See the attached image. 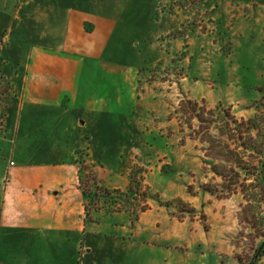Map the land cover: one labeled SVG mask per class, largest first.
<instances>
[{
	"label": "crops",
	"instance_id": "crops-1",
	"mask_svg": "<svg viewBox=\"0 0 264 264\" xmlns=\"http://www.w3.org/2000/svg\"><path fill=\"white\" fill-rule=\"evenodd\" d=\"M48 1L54 2L0 0V53L9 61L4 72L14 92L2 121L12 148L0 168V264H100L106 253L123 257L124 244L85 222L79 161L95 166L117 142L118 164L107 171L120 181L105 187H128L139 156L130 125L140 92L150 85L151 61L167 53L166 35L183 19L176 9L170 17L157 10L156 21L133 26L138 34H131L117 8L109 15L68 0ZM209 8V21L242 23L256 18L254 9L262 11L264 0H218ZM172 19L179 21L164 24ZM11 43L29 44L24 57L9 52Z\"/></svg>",
	"mask_w": 264,
	"mask_h": 264
},
{
	"label": "rangeland",
	"instance_id": "rangeland-1",
	"mask_svg": "<svg viewBox=\"0 0 264 264\" xmlns=\"http://www.w3.org/2000/svg\"><path fill=\"white\" fill-rule=\"evenodd\" d=\"M68 1L109 15H113L109 8H117L119 22L128 26L131 34L137 30L133 26L156 21L157 10L170 17L176 9L183 19L165 37L167 53L151 61V73L145 81L150 85L146 83L141 89L130 125V141L139 156L134 157L137 163L130 167L127 177L129 180L132 171H139L135 180L142 178V190L148 187L149 204L145 206L150 211L140 221L142 212L134 220L130 211H102L98 223H87L98 226L104 238L124 244L120 250L122 260L116 253H106L100 264H250L263 240L256 236L261 222L253 219L252 213L264 212V204L257 199L258 191L249 192L252 195L248 202L238 186L227 188L231 181L223 171L225 163L220 154L241 150L232 140L225 141L228 134H221L223 120L214 109L220 105L236 119L264 118V8L254 9L256 18L241 25L226 18L209 21V7L218 0ZM174 21L179 20H164V24L172 27ZM174 37L178 44H169ZM130 38L129 35L126 40ZM28 47L29 44L11 43L9 52L16 50L24 57ZM7 67L11 69L9 61L4 60V75ZM8 77L12 82L13 78ZM3 89L0 85V92ZM187 100L214 110L215 115L208 118L210 122L200 124L190 119V112L180 109L176 113L177 105L183 108L182 102ZM7 102L0 104L4 106H0V168L12 148L5 140L10 132L2 128ZM260 126L263 131L264 123ZM113 127L118 134L119 126L114 123ZM225 142L228 148L221 146ZM116 143L110 146L111 154L99 156L95 164L103 187L120 181L114 170L107 171L118 164ZM156 219L158 227L154 225ZM256 264H264V253Z\"/></svg>",
	"mask_w": 264,
	"mask_h": 264
},
{
	"label": "trees",
	"instance_id": "trees-1",
	"mask_svg": "<svg viewBox=\"0 0 264 264\" xmlns=\"http://www.w3.org/2000/svg\"><path fill=\"white\" fill-rule=\"evenodd\" d=\"M3 62L4 59L0 53V85L5 87L0 92L1 105L14 96L13 84L9 77L2 72L1 65ZM182 104H185V106L182 108V105L178 104L176 113L179 109L186 113L190 112V119L197 120L200 124L210 122L208 118L215 115L214 110L219 111L217 115L220 116L224 124L222 129L224 132L221 134H228V138L225 141L232 140L241 150L239 153L228 150L227 153L220 154L221 159L223 158L225 163L222 166L223 171L229 181H231L227 188L229 190H231V187L233 189L239 188L240 192L243 193L244 199L248 202H250L249 196L252 195L249 192L252 190L258 191L256 193L257 199L260 204H264V176L262 173L264 166V130L262 131L260 126L261 123H264V118L260 120L258 116H252L246 119H236L230 114L229 110L221 109L220 105L214 110L206 109L194 100H187L185 103L182 102ZM221 146L228 148V143H222ZM79 164L78 183L86 199L84 215L86 223H98L100 221L98 214L102 211L106 214L122 210L130 211L134 220H136L138 213L147 209L145 205L148 187L143 186L142 190V178L138 181L135 180V176L139 171L134 170L129 174V184L125 191L110 190L101 185L94 165L82 159H80ZM228 173L231 174L229 175ZM235 186L238 187L236 188ZM258 213L256 212L255 214L253 212L252 218L260 220V228L255 230L252 227V229L257 233V238L259 237L263 240L254 250L255 254L250 264H256L264 253V212L258 211Z\"/></svg>",
	"mask_w": 264,
	"mask_h": 264
},
{
	"label": "water",
	"instance_id": "water-1",
	"mask_svg": "<svg viewBox=\"0 0 264 264\" xmlns=\"http://www.w3.org/2000/svg\"><path fill=\"white\" fill-rule=\"evenodd\" d=\"M262 173H263V176H264V166H263V169H262Z\"/></svg>",
	"mask_w": 264,
	"mask_h": 264
}]
</instances>
